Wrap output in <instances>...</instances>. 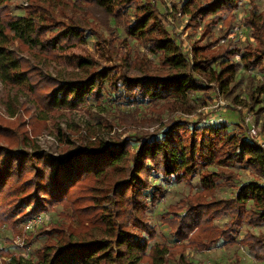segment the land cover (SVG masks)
I'll list each match as a JSON object with an SVG mask.
<instances>
[{"label": "trees", "instance_id": "1", "mask_svg": "<svg viewBox=\"0 0 264 264\" xmlns=\"http://www.w3.org/2000/svg\"><path fill=\"white\" fill-rule=\"evenodd\" d=\"M10 1L0 0V83L4 87L29 91L32 97L28 104L36 95L39 102L34 117L38 120L47 119L48 111L72 109L88 98L98 97L104 86L116 95L117 100L137 104L147 101L154 115H159L164 107L189 115L193 92L210 83L226 93L227 87L237 82L248 83V95L257 106L256 113L264 117V105H260L264 104V79H244L240 73L241 69H255L264 76L263 49L257 51L260 54H254L257 52H252L251 48L243 51L233 48L217 57L200 59H197L198 52H194L189 58L159 23L155 3L137 7V0H76L77 4L85 3L101 10L108 22L110 18L121 20L132 4L136 9L140 8L139 13L134 12L135 17L127 23L125 31L129 36L139 38L148 51L159 57L163 67L178 71V74L168 77L140 73L112 75L110 68H102L69 77L62 71H56L54 75L34 63L29 67L28 59L21 55L22 50L44 67L51 53L62 52L60 49L64 44L83 40L81 26H68L62 34L46 37L47 26L38 7L24 9L23 16L12 15L8 9ZM182 2V9H186L184 14L195 22L208 16L219 18L218 15L229 14L238 6L239 0ZM252 14L257 19L249 22L247 18L246 26L258 32L256 37L253 36L263 46L264 21L255 15L256 12ZM230 16L225 20V35L231 28L228 24ZM107 26L110 28L109 24ZM105 45L112 49L107 41ZM76 59L79 69L93 66L89 59ZM125 67L128 71L131 68L130 65ZM43 91L45 93L41 95L39 92ZM161 101L167 102L160 104ZM5 108L13 117L20 104L7 99ZM199 124L200 121L171 119L162 127L159 136L148 135L134 140L136 147L129 157L122 145H107L96 140L87 147L72 149L62 157H53L39 147L29 145L28 148L30 139L25 134L20 147H0V202L12 200L6 204L11 205L13 213L19 212L23 205H30L29 217L45 213L47 205L61 204L70 210L71 217L78 219L76 230L69 228V233L57 232L60 237L37 252L34 262H22L12 256L6 264H140L143 261L193 264L184 254L186 240L188 246L205 250L220 240L235 242L232 236L244 223L249 226L264 223V150L251 140L229 132L226 125ZM131 143L126 142L132 146ZM223 161L249 168L257 178L237 185L233 196L217 199V187L235 186L236 174L225 173L219 168ZM214 165V170L208 169ZM198 168L201 169L198 175L201 189L181 199V207L172 206L162 216L175 243L150 246L154 230L148 223L146 211L149 204L155 205L165 192V187L153 184L150 176L156 174L188 183ZM109 171L120 177L105 193L111 195L102 197L110 207H99L96 197L83 195L91 192L83 186L90 185L92 177L101 179ZM27 175L30 177L26 178ZM87 202L91 205H83ZM94 208L99 209L98 215ZM227 217L228 222L223 227L215 225L216 220ZM240 241L258 261L264 262V234L248 233Z\"/></svg>", "mask_w": 264, "mask_h": 264}, {"label": "rangeland", "instance_id": "2", "mask_svg": "<svg viewBox=\"0 0 264 264\" xmlns=\"http://www.w3.org/2000/svg\"><path fill=\"white\" fill-rule=\"evenodd\" d=\"M77 2L76 0H11L9 2L10 13L17 16H23L24 9L28 7H38V13L44 16L43 22L47 26L46 37L60 35L68 26H81L84 34L81 42L75 44L68 42L64 44L63 49H60L62 52L51 53L44 67L39 62L32 61L28 52L22 50L21 55L28 59L29 67L34 63L45 72L48 71L54 75L56 71H62L65 77L81 75L84 71L93 73L102 68H110L109 74L112 75L140 73L168 77L178 74V71L163 67L159 57L148 51L139 38L129 36L125 31L127 23L132 22L135 17L134 12L139 13L140 8L136 9L132 4L121 20L116 21L110 18L108 22V18H105L101 10L89 7L85 3L77 4ZM152 2L158 9L156 16L159 23L173 36L174 41L189 58L193 57L194 52H198L197 59L217 57L227 49L233 48L240 51L247 48H251L252 52L261 49L264 51V45L261 46L262 44L255 40L258 32L251 29L249 25L246 26L247 18L249 22L250 19L252 21L257 19L253 17L254 12L264 21V13L261 14L264 10V0H239L238 6L231 13L218 15L219 18L208 16L195 22L189 15L184 14L186 9H182V0H137L135 5L138 7L147 3L152 4ZM228 15H231L228 22L231 28L225 35L227 32L225 20L228 19ZM262 27L264 30V26ZM90 30H93L94 34ZM59 40L61 38L57 41ZM105 41L112 47L111 50L106 47ZM76 57L91 60L93 66L79 69ZM237 59L239 57L234 60ZM126 65H130L129 71ZM240 73L244 79L253 78L255 81L264 79L263 74L255 69H241ZM195 77L200 79L197 75ZM247 87L248 83L241 85L237 82L235 85L228 86L225 93L217 86L207 83L203 89L190 95L191 106L188 109H191V114L185 115L178 110H168L169 108L164 107L159 115H154L147 101L142 100L137 104L130 100H117L116 95L108 92L107 87L104 86L98 97L88 98L72 109L48 111L45 114L47 119L38 120L34 117L36 105L39 102L36 95L28 104L27 101L32 97L29 91L23 88L17 90L14 87H4L0 83V147L7 149L20 147L23 142L22 136L25 134L30 139L28 148L39 147L53 157H62L80 146L87 147L94 140L107 145L118 143L122 145L124 151H128L127 157H129L136 147L134 140L137 141L148 135L159 136L160 130L169 120L179 118L191 123L200 121L199 126L226 125L229 132L249 141L251 140L249 129L253 125L257 131L258 140L264 142V117L256 113L257 106H254V102L249 97L250 91ZM44 89L48 88L44 87ZM44 91L39 93L43 95ZM7 99L16 100L20 104V108L13 117L6 112ZM163 102L161 101L160 104ZM130 141L132 146L126 144ZM28 148L25 149L28 150ZM215 168L216 165L208 169ZM219 168L225 173L236 174V177L235 180L233 179L234 187L224 185L215 189L217 199L233 196L236 187L257 178L249 168L242 165L225 164L223 161ZM200 172L201 169L198 168L188 183L162 178L156 174L150 176L153 184L159 183L165 187L160 200L155 205L149 204L146 211L148 223L154 230V237L149 242L150 246L161 244L172 246L175 243L162 216L172 206L181 207V199L201 189L198 180ZM29 177L26 176V178ZM119 177L116 173L110 174V171L101 179L95 180L92 177L90 185L83 186L91 189V192L87 191V194L83 195L96 197V205L99 202V207H110L102 197L111 195V193H105ZM2 197L4 198L5 195ZM10 201L12 202V200L3 199L0 202V251L3 250L2 255L0 254V264L9 263L12 256L19 258L22 262H34L37 252H40L47 244H54L60 237L57 232L69 233V228L76 230L78 226L77 217H71L70 210L61 204L47 205L48 210L45 213L29 217V212L32 210L30 205H23L19 212L13 213L11 205L6 204ZM90 203L83 205H91ZM94 209L98 215L99 209ZM37 217H41L40 223H35ZM227 222L228 217L216 220L214 223L223 227ZM248 233L256 236L264 234V223L258 226H249L244 223L232 236L235 242L220 240L216 245L205 250L188 246V240H186L185 257L193 264H264L241 243V238ZM140 264H149V262L143 261Z\"/></svg>", "mask_w": 264, "mask_h": 264}, {"label": "built area", "instance_id": "3", "mask_svg": "<svg viewBox=\"0 0 264 264\" xmlns=\"http://www.w3.org/2000/svg\"><path fill=\"white\" fill-rule=\"evenodd\" d=\"M249 138L252 141L256 142V144H258V146L264 150V142L258 140V134L253 125L249 129ZM40 222H41V217H37L35 223H40Z\"/></svg>", "mask_w": 264, "mask_h": 264}]
</instances>
